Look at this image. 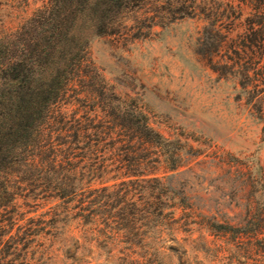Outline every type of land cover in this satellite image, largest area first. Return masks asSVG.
<instances>
[{
    "label": "rangeland",
    "instance_id": "374dc122",
    "mask_svg": "<svg viewBox=\"0 0 264 264\" xmlns=\"http://www.w3.org/2000/svg\"><path fill=\"white\" fill-rule=\"evenodd\" d=\"M47 1L0 0V37ZM183 2L166 0L151 29L129 13L127 34H93L88 44L91 88L137 106L166 139L156 169L168 203L161 226L141 243H111L68 218L31 243L29 264H264V67L245 75L250 42L239 36L246 14L237 6L246 0L231 9L227 0Z\"/></svg>",
    "mask_w": 264,
    "mask_h": 264
},
{
    "label": "trees",
    "instance_id": "16d2710c",
    "mask_svg": "<svg viewBox=\"0 0 264 264\" xmlns=\"http://www.w3.org/2000/svg\"><path fill=\"white\" fill-rule=\"evenodd\" d=\"M165 2L48 0L0 37V264H15L20 254L29 264L31 243L68 218L111 243H141L161 226L168 203L156 169L166 139L137 106L103 101L104 89L89 84L87 56L90 36L127 34L129 13L151 29L169 12ZM150 3L157 9L149 11ZM237 7L246 14L239 36L250 42V78L264 67L253 48L264 50L257 44L264 43V0Z\"/></svg>",
    "mask_w": 264,
    "mask_h": 264
}]
</instances>
